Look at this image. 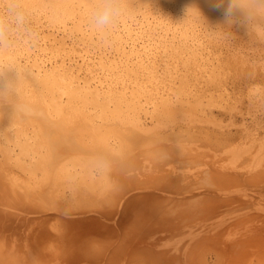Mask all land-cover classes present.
<instances>
[{
  "label": "bare ground",
  "instance_id": "1",
  "mask_svg": "<svg viewBox=\"0 0 264 264\" xmlns=\"http://www.w3.org/2000/svg\"><path fill=\"white\" fill-rule=\"evenodd\" d=\"M25 3L38 38L0 56L33 110L0 107V264H264V132L243 123L264 64L171 0H127L107 41L90 0Z\"/></svg>",
  "mask_w": 264,
  "mask_h": 264
},
{
  "label": "clouds",
  "instance_id": "2",
  "mask_svg": "<svg viewBox=\"0 0 264 264\" xmlns=\"http://www.w3.org/2000/svg\"><path fill=\"white\" fill-rule=\"evenodd\" d=\"M215 10L223 11L222 23L217 25L227 29H244L250 33L260 28L264 30V0H208ZM128 11L127 0H90L87 17L88 28L101 41L115 32ZM186 16L192 12L201 15L199 8L189 5ZM34 12L25 0H0V56L12 49L18 41H34L38 33L34 24ZM30 74L13 64H5L0 58V107L11 105L14 113L32 115L33 110L19 103V85ZM113 170L96 167L93 175L105 177Z\"/></svg>",
  "mask_w": 264,
  "mask_h": 264
},
{
  "label": "rangeland",
  "instance_id": "3",
  "mask_svg": "<svg viewBox=\"0 0 264 264\" xmlns=\"http://www.w3.org/2000/svg\"><path fill=\"white\" fill-rule=\"evenodd\" d=\"M171 1L177 4L178 6L182 7L183 9H186V7L189 5L195 4L199 8L201 15L197 14L196 12H192L191 14H194L199 18L201 17V19H203L210 25L214 26L217 30L223 32L226 35L228 42L231 43L233 46H235L237 49H239L247 58L251 59L253 62H261L264 64V35H260L257 30L250 33L249 35L247 34L241 35L242 31L245 32V30L242 28L227 29L217 26L222 23L223 11L213 9L210 6L208 0H171ZM260 108L262 109V111L261 113L257 114L254 120L249 119L247 121H243L242 119H238V121L241 123L243 121V123H245L246 126L250 128H253L255 123H259V126L261 128L260 131L264 132V102L260 105ZM13 226H10V228H12ZM16 228L18 232L22 230L20 227H13V229L10 230V234L17 232ZM18 228H20V230Z\"/></svg>",
  "mask_w": 264,
  "mask_h": 264
},
{
  "label": "snow or ice",
  "instance_id": "4",
  "mask_svg": "<svg viewBox=\"0 0 264 264\" xmlns=\"http://www.w3.org/2000/svg\"><path fill=\"white\" fill-rule=\"evenodd\" d=\"M17 113H18V112H17ZM17 113H14V115L17 114Z\"/></svg>",
  "mask_w": 264,
  "mask_h": 264
}]
</instances>
